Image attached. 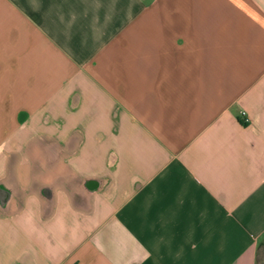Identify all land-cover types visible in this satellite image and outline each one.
<instances>
[{
    "label": "crops",
    "instance_id": "obj_1",
    "mask_svg": "<svg viewBox=\"0 0 264 264\" xmlns=\"http://www.w3.org/2000/svg\"><path fill=\"white\" fill-rule=\"evenodd\" d=\"M0 264H264V0H0Z\"/></svg>",
    "mask_w": 264,
    "mask_h": 264
},
{
    "label": "built area",
    "instance_id": "obj_2",
    "mask_svg": "<svg viewBox=\"0 0 264 264\" xmlns=\"http://www.w3.org/2000/svg\"><path fill=\"white\" fill-rule=\"evenodd\" d=\"M241 117H242V121H243L244 123H247L248 118H247V114H246L245 111H242V112H241Z\"/></svg>",
    "mask_w": 264,
    "mask_h": 264
},
{
    "label": "trees",
    "instance_id": "obj_3",
    "mask_svg": "<svg viewBox=\"0 0 264 264\" xmlns=\"http://www.w3.org/2000/svg\"><path fill=\"white\" fill-rule=\"evenodd\" d=\"M244 123V122H243Z\"/></svg>",
    "mask_w": 264,
    "mask_h": 264
}]
</instances>
